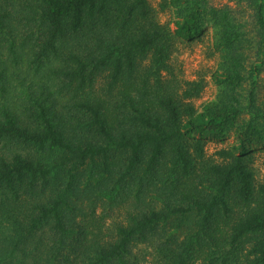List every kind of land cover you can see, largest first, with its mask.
I'll return each instance as SVG.
<instances>
[{
	"label": "trees",
	"instance_id": "1",
	"mask_svg": "<svg viewBox=\"0 0 264 264\" xmlns=\"http://www.w3.org/2000/svg\"><path fill=\"white\" fill-rule=\"evenodd\" d=\"M170 4L173 28L149 0H0V264H264V100L241 99L243 33L229 9ZM207 27L219 90L197 107L204 78L170 61Z\"/></svg>",
	"mask_w": 264,
	"mask_h": 264
},
{
	"label": "rangeland",
	"instance_id": "2",
	"mask_svg": "<svg viewBox=\"0 0 264 264\" xmlns=\"http://www.w3.org/2000/svg\"><path fill=\"white\" fill-rule=\"evenodd\" d=\"M203 3L215 9H229L231 17L234 18L244 38V81L242 83L241 95L242 102L248 101V95L251 92L254 95L256 103L263 106L264 100V51L261 49V35L259 25L256 21V7L253 0H202ZM157 19L161 23H171L173 28L174 7L170 4V0H149ZM6 65L12 73L19 76H27L28 78L37 79L36 74L32 72L26 65V58L13 65L6 56ZM218 63V52L213 48L212 30L210 27L204 29L203 33L191 39H185L176 36L174 40L173 50L171 54L170 64L172 65L174 74L182 80H193L198 76L203 77L206 82L205 89L198 99L193 102L198 107L204 102L214 99L219 90L211 77ZM254 67L259 68V71ZM18 83L16 78L10 73L9 93L12 95L18 91ZM205 149L207 156H213L215 151L220 148L235 145L231 136L227 135L223 138L205 137ZM252 155V166L255 171L256 178L261 181L264 176V144L252 145L250 147ZM114 216L115 213L111 212ZM187 227L182 229L184 232ZM180 233V232H178Z\"/></svg>",
	"mask_w": 264,
	"mask_h": 264
}]
</instances>
